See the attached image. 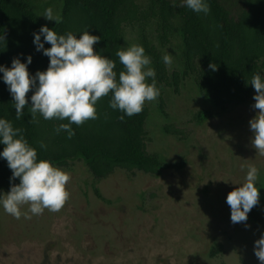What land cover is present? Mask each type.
Masks as SVG:
<instances>
[{
  "label": "rangeland",
  "instance_id": "1",
  "mask_svg": "<svg viewBox=\"0 0 264 264\" xmlns=\"http://www.w3.org/2000/svg\"><path fill=\"white\" fill-rule=\"evenodd\" d=\"M43 3L60 10L59 0ZM139 31L140 23L123 25L122 47L138 44ZM146 32L162 56L171 54L168 74L181 76L177 91L160 88L164 114L158 98L145 102L147 152L164 167L157 175L118 169L96 180L81 158L67 167L53 164L71 177L69 199L60 211L29 213L31 219H16L0 206V264H260L253 248L263 229L249 218L248 227L233 224L226 202L246 176L242 164L258 168V191L264 185V156L252 147L249 126L258 111L252 107L255 92L243 105L214 107L192 75L182 77L180 39L161 46L155 26ZM199 112L209 118L195 122ZM167 126L186 137L166 133Z\"/></svg>",
  "mask_w": 264,
  "mask_h": 264
},
{
  "label": "trees",
  "instance_id": "2",
  "mask_svg": "<svg viewBox=\"0 0 264 264\" xmlns=\"http://www.w3.org/2000/svg\"><path fill=\"white\" fill-rule=\"evenodd\" d=\"M62 22L56 24L43 19L44 9L49 3L43 0H0V65L11 67L13 58L22 63L31 56L27 65L30 75L45 71L49 58L37 51L33 43V33L41 26H47L63 35L71 31L79 39L87 30L90 35L99 36L94 51L116 62L117 79L123 66L116 51L122 47L123 25L140 23L138 44L152 60L156 73L157 87H174L177 91L181 76L177 72L168 74L162 54L151 44L146 26H155L161 46L178 37L181 42V55L185 70L193 76L195 86L210 103L219 109L245 104L254 89L251 76L264 70V0H206L209 14L195 13L180 6L181 0H59ZM142 5L146 8L143 9ZM43 42V36H41ZM45 48L50 44L44 43ZM217 65L213 71L209 64ZM148 82H151L149 78ZM32 91L26 94L31 105ZM109 96L101 98L95 106L98 119L89 120L72 128L75 135L67 138L66 132L57 134L54 128L67 120H45L39 116V123H30L28 107L17 120L13 98L0 73V118L12 122L14 127L23 129V135L30 146L36 149L38 159L50 161L59 167H67L69 162L81 158L88 171L96 180H103L116 170H134L148 175H157L164 167L160 157L147 152L145 123L149 109L145 104L141 113L131 117L119 110L111 109ZM159 110L164 114L162 95L159 97ZM209 118L208 113H196L193 120L202 123ZM165 132L182 138L185 131L167 126ZM43 142L46 148H41ZM4 145L0 144V152ZM170 167H174L170 165ZM12 171L6 159L0 157V192L10 190ZM18 184L19 178L12 181ZM96 196L100 197L95 191ZM247 217L264 231V185L259 190V203Z\"/></svg>",
  "mask_w": 264,
  "mask_h": 264
},
{
  "label": "clouds",
  "instance_id": "3",
  "mask_svg": "<svg viewBox=\"0 0 264 264\" xmlns=\"http://www.w3.org/2000/svg\"><path fill=\"white\" fill-rule=\"evenodd\" d=\"M180 6L197 14L207 15L210 12L206 0H181ZM42 16L56 24L62 22V16L59 12L54 13L52 7L45 8ZM33 37L36 50L49 58L45 71L30 75L27 65L32 62L31 56L26 58V63L18 57L13 58L10 68L0 65L3 81L13 98L17 120L23 116L26 107L30 123L38 124L39 116L45 120H67V123L56 126L54 131L57 134L66 132L67 138L71 139L75 135L72 125L81 126L89 120L98 119L95 106L110 93L108 106L124 113L119 117L121 121L125 115L131 117L141 113L145 102L156 101L160 95L152 60L137 43L116 51L115 55L123 66L117 79L116 62L94 51L93 46L101 39L99 36L84 30L77 39L71 31L58 35L45 25L38 33H33ZM0 41L4 42L3 36H0ZM45 42L50 44L49 48L44 47ZM162 59L165 65L171 67V54L166 53ZM209 67L217 70L214 63H210ZM248 83L255 92L252 107L258 110L249 120L253 134L251 145L264 156V77L254 73ZM30 91L33 94L28 106L26 94ZM38 143L41 148H46L43 142ZM0 144L4 145L0 157L6 159L12 171L10 190L0 192V206L5 212L16 219L22 216L31 219L29 213L41 215L45 209L60 211L70 197L66 190L70 175L50 161L38 159L37 151L25 139L23 129L14 127L11 121L4 118H0ZM241 168H247L246 176L242 182L235 184L239 187L227 194L226 202L231 209V222H243L248 227L247 214L259 203L256 187L259 170L252 163L242 164ZM17 178L19 183H12ZM23 206H27L26 212L21 211ZM253 251L260 264H264V233L254 241Z\"/></svg>",
  "mask_w": 264,
  "mask_h": 264
}]
</instances>
